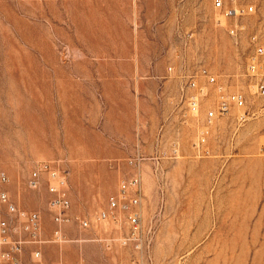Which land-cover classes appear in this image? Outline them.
Wrapping results in <instances>:
<instances>
[{"label": "rangeland", "instance_id": "obj_1", "mask_svg": "<svg viewBox=\"0 0 264 264\" xmlns=\"http://www.w3.org/2000/svg\"><path fill=\"white\" fill-rule=\"evenodd\" d=\"M248 1L256 12L226 18L214 0H0V188L42 217L23 264H135L120 239L127 222L99 218L135 170L143 222L156 225L143 264H264V97L246 75L264 41V0ZM200 66L247 97L212 120L201 145L207 105L180 101L184 75ZM53 158L72 201L58 240L47 185L27 183Z\"/></svg>", "mask_w": 264, "mask_h": 264}, {"label": "built area", "instance_id": "obj_2", "mask_svg": "<svg viewBox=\"0 0 264 264\" xmlns=\"http://www.w3.org/2000/svg\"><path fill=\"white\" fill-rule=\"evenodd\" d=\"M214 5L226 18L244 16L256 12L258 9L257 4L248 0H214ZM229 30L232 33H237L240 26L237 23L231 26ZM263 57L264 41L258 40L249 57L246 75L251 79L257 93L262 97H264ZM190 72L183 74L187 79L180 86V101H184L193 112H198L202 104L207 105L203 128L199 135V145H201L206 140L205 137L209 132V124L213 122L212 120L227 114L233 105L246 107L247 97L245 92L241 90L232 92L224 90L217 82V75H214L204 66L194 68ZM201 77L204 78L203 82L199 81ZM208 85H212L215 90L212 97L209 95V90H206ZM143 158L140 153H137L128 160V163L134 169ZM0 181L2 183L7 182V175L4 171L0 173ZM27 183L32 189H39L43 184L47 185L48 205L54 221L58 225L54 230V236L56 240L62 239L64 233L60 225L66 224L71 218L69 209L72 201L69 194L68 170L63 167L59 159H46L34 167ZM117 189V192L114 191L108 196V206L100 211L99 218L108 219L116 224L125 220L128 229L120 237L121 241L135 251L133 263L143 264L145 255L148 263L151 260L149 250L154 241L156 225L154 221L145 225L142 219V199L144 196L142 173L138 170L133 171L129 177L121 179ZM0 204H5L9 212L8 216L0 215V264H23L20 255L24 243L28 240L39 241L42 217L37 211L19 207L4 188H0ZM17 221L21 223L25 235L17 231L15 226ZM80 223L83 227L89 226L87 219H81ZM115 240L118 241L115 236L102 239L106 246H112ZM34 254L37 257L42 255L39 249ZM54 264L61 263L56 262Z\"/></svg>", "mask_w": 264, "mask_h": 264}, {"label": "crops", "instance_id": "obj_3", "mask_svg": "<svg viewBox=\"0 0 264 264\" xmlns=\"http://www.w3.org/2000/svg\"><path fill=\"white\" fill-rule=\"evenodd\" d=\"M107 222L109 223V220H107Z\"/></svg>", "mask_w": 264, "mask_h": 264}, {"label": "bare ground", "instance_id": "obj_4", "mask_svg": "<svg viewBox=\"0 0 264 264\" xmlns=\"http://www.w3.org/2000/svg\"><path fill=\"white\" fill-rule=\"evenodd\" d=\"M224 17V16H223ZM108 220V219H107Z\"/></svg>", "mask_w": 264, "mask_h": 264}]
</instances>
